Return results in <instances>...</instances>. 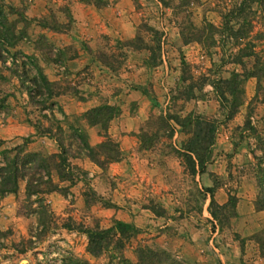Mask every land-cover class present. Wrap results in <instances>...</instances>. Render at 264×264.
<instances>
[{"label":"rangeland","instance_id":"obj_1","mask_svg":"<svg viewBox=\"0 0 264 264\" xmlns=\"http://www.w3.org/2000/svg\"><path fill=\"white\" fill-rule=\"evenodd\" d=\"M164 1L168 3L166 7L156 0H126L121 8L123 11L117 9L102 14L107 15L105 22L109 32L87 42L90 55L79 47L77 49L78 43L64 46L60 42L56 45L47 36L50 29L71 26V15L66 6L64 9L49 7L45 16H32L29 3L0 0V31H5L9 37L8 45L12 43L6 45L4 51L9 56L25 59L22 64L15 65L26 70V84L31 77H37L34 66L43 75L50 65H66L68 60L81 54L87 57L84 70L87 69L88 78L93 79V63L102 67L103 75L99 78V72H96L98 76L92 91L97 94L99 105L108 104L118 111L110 120L106 133L118 146L119 138L125 137L126 144L132 147L128 155L122 156L120 152V159L116 162L126 161L125 175L114 174L110 178L106 174L102 191L115 187L116 193L119 192L117 197L131 202L125 211L132 209L139 218L137 233L119 253L110 248L98 257H91L85 252V236L67 231L62 225L69 223L72 228L82 225L100 229L110 225L113 219L102 211L110 206L109 200L92 190V179L79 176L81 182L59 184L68 186L65 197L51 192L27 198L21 181L14 195H6L5 199L0 197V264H61L65 257L85 260L88 264H121V258L135 263L138 247H148L160 254L164 264H252L253 257L264 253V248H259L257 243L259 239L264 241V233L259 230L242 238L237 230L247 225L236 219V195L251 197L253 203L257 194L258 161L259 167L264 169V78L260 81L262 91L258 92L255 101L251 100L255 80L248 79L243 85V102L237 113L230 121L217 125L210 162L202 175L190 177L174 152L185 136L175 128L173 136L168 139L166 131L160 129L157 122V117L164 116L170 106L181 74V58L185 62L184 76L190 78L183 85L193 84L196 95L187 101L179 98L174 110L180 108V115L194 111L206 118L217 117L218 103L210 81L227 78L231 71H252L264 62V20L259 10L260 5L264 6V0ZM241 7L244 11L239 13ZM222 17L230 19L233 35L221 30ZM52 22H56V26ZM207 23L217 30L204 32L199 37L198 31L207 27L204 26ZM122 33L130 37L123 38ZM135 37L139 41L134 40L129 47L123 45L124 41ZM185 38H199L200 42L183 44ZM97 53H101L109 65L105 67L94 61ZM148 58H152L155 66L146 64ZM12 66L0 67V101L4 94L7 95L5 108L0 110L1 148L11 149L20 145L22 138L32 135V143L25 147L28 152L56 153L53 140L39 135L45 127L54 132L55 125L41 115L50 111L67 130L73 117L81 113L73 100L83 97L66 84L68 81H59L50 84L51 98L41 97L45 109L40 110L28 100L23 103L26 94L8 71L16 69L20 72L21 67ZM203 78L205 84L196 92ZM61 91L64 101H57L56 96ZM138 110L140 114L137 115ZM246 116H249L252 131L240 130ZM25 124L32 127L31 134L25 132ZM81 129L89 145L102 141L99 129L85 128L84 125ZM141 133L147 136L156 134L147 150L138 149V135ZM71 163L77 167V172L93 165L86 159L72 160ZM113 164H108L103 171L98 168L95 171L105 173L109 166L114 167ZM52 180L57 183L54 174ZM71 186L79 190L75 200L68 195ZM205 187L214 188L213 200L217 207L210 209L216 218L209 214ZM116 193L113 192L111 198ZM79 194L82 199L78 198ZM228 195L235 197L233 205L227 204ZM69 204L73 206L69 207ZM40 205H44L47 215L43 228L39 222L42 217ZM261 215L264 221V214ZM27 240L32 242L29 248ZM24 247L25 252L20 253V248Z\"/></svg>","mask_w":264,"mask_h":264},{"label":"trees","instance_id":"obj_2","mask_svg":"<svg viewBox=\"0 0 264 264\" xmlns=\"http://www.w3.org/2000/svg\"><path fill=\"white\" fill-rule=\"evenodd\" d=\"M79 2L85 4H91L95 8H101L107 5L105 0H78ZM160 5L166 7L168 3L164 0H156ZM186 3L188 0H184ZM186 6V5H185ZM259 10L261 17L264 20V6L260 5ZM243 8H239V13H241ZM221 22V30H223L227 35L231 33V21L227 17ZM0 19H2L0 11ZM49 24V23H48ZM52 25L55 23H51ZM58 26V24H57ZM202 30L198 31L199 37L203 36L204 32L211 33L215 29L208 23L205 24ZM247 26V25H246ZM50 29L53 32H62L67 30L61 28ZM233 35V33H231ZM209 38V35H207ZM183 38V37H182ZM139 41L138 37L133 38L129 41H124L123 45L130 46L135 41ZM200 39H183V44H187L191 41L200 42ZM9 37L6 36L5 31H0V67L5 68L3 63L5 57H3L2 52L5 53V47L12 45V43H7ZM82 47L86 53L90 54V48L83 44ZM91 55V54H90ZM95 55V54H94ZM94 61L102 64L106 67L108 64L102 57L101 53L95 55ZM152 58H148L146 64L149 66H155ZM238 62V61H237ZM23 62H20L22 64ZM109 65V64H108ZM181 74L178 79L173 96L170 99V106L166 110L164 116H158L157 122L159 123V128L166 131V137L171 139L175 128L179 130L185 139L179 143L178 149L174 150L175 154L182 160L186 172L192 178L197 175H202L205 173V168L210 162L211 158V147L214 142V136L216 132L217 125L219 123H225L230 121L237 110L241 107L243 102V85L244 83L253 78L255 80L254 95L252 96V101H255L258 96V92L262 91L260 87V81L264 78V62L260 64L258 68L255 67L252 71L243 70L241 73H235L231 71L227 78H217L214 81H210L213 86V93L218 103L217 117L216 118H206L203 115L196 113L194 111H189L184 115H180L181 109L174 108L177 106V100L183 98L184 101L192 100L195 98V93L193 90V84H188L184 86L185 80H190V78L184 76V66L185 62L180 59ZM256 66V65H255ZM12 67H21V71L18 72L16 69H9L12 75L17 79L20 87L24 90L27 100L29 103L39 106L40 110L45 109L43 99H49L52 96L50 84L45 77L40 73L37 66L35 67V72H37V77H31L26 84L25 81L28 79L26 77V70L23 66L13 65ZM11 67V68H12ZM0 68V70H1ZM0 78L2 74L0 73ZM4 78V77H3ZM206 79L203 78L196 92H199L205 84ZM209 84V85H210ZM198 86V85H197ZM6 94H4L0 101V110L5 108ZM39 97L40 99H35ZM39 100V101H38ZM178 108V107H177ZM117 109L114 106L108 104H101L92 107L84 112L73 117V123L69 126L67 130H64L60 126V121L54 117V115L49 111L47 115L42 114V118L46 121L50 120L54 128L52 132L51 128L45 127L39 133L41 136H45L56 145L57 152L52 154H39L37 152H28L25 147L26 145L32 143V135H28L21 139V144L16 145L11 149L1 148L3 142L0 140V197L6 195H14L17 192L19 182H24V194L27 198L31 196H38L43 194H48L51 192H56L62 197H65L67 193L68 186H61L59 184L67 182L68 185H72L75 181H79V176L82 178L86 177L84 170L79 169L77 172V167L71 163L72 160L86 159L94 166H96L101 171L110 164L116 163L120 159V151L118 143L112 140L106 133L108 124L111 119L117 115ZM75 123V124H74ZM77 124V125H76ZM172 124V125H169ZM86 128H97L102 132V141L89 145L86 141L85 132L81 129ZM35 131H38V127H34ZM69 130V131H68ZM241 131L253 130L249 125V116H246L243 122ZM156 138V134L153 133L147 136L145 133L138 135V149L147 150L151 146V140ZM73 150V153H69ZM260 162L256 165V189L257 194L255 195L254 201L252 203L254 211L264 212V169L259 167ZM80 173V175H79ZM52 174L55 175L57 183L53 182ZM213 187H205L204 193L208 194L209 202L208 207H217L214 205L213 200ZM235 197L228 195L227 204H234ZM86 204V201H84ZM38 204H41L39 201ZM41 206L42 217L40 219L41 228L46 224L47 215L44 211V205ZM152 210V209H151ZM154 213L155 211L152 210ZM209 214L216 218V214L209 210ZM62 228L67 231H76L85 236L86 246L85 252L91 257H98L102 252L108 249H113L116 253L124 247V245L137 233L136 227L132 223H126L119 220H111L110 225L107 228L100 229L97 227L86 228L82 225L72 228L69 223H63ZM264 233V228L261 229ZM255 237V235L253 236ZM259 248H264V241L257 240ZM32 242L30 240L26 241L27 248L30 247ZM26 248H20V253H24ZM135 263H130L126 259L121 258V264H164L165 261L163 257L156 253L155 251L149 249L148 247H138L136 249ZM259 256H264V253H259ZM61 264H88L85 260L73 259L71 257H65Z\"/></svg>","mask_w":264,"mask_h":264},{"label":"crops","instance_id":"obj_3","mask_svg":"<svg viewBox=\"0 0 264 264\" xmlns=\"http://www.w3.org/2000/svg\"><path fill=\"white\" fill-rule=\"evenodd\" d=\"M23 1L24 3L25 2L29 3V9L32 12V16H36V14L38 15L43 14L45 16V13L47 12V9L49 7L55 6L57 9H64L65 8L64 6H66L71 15V26H69L67 30H64L62 32L50 31V33L47 34V36L56 45H60V42H63L64 46L71 44L72 42L78 43L77 49L80 48L83 52H85L84 48L82 47L83 44L87 45V42L94 41L97 36H100L103 34L106 35L109 32L108 26L105 22L107 20V15H102V14H107L108 12L114 11L117 9H119V11H123L121 8L122 6L126 4V0H116V1L109 0L107 5L101 8H95L91 4H85V3L79 2L78 0H23ZM122 35H123V38L130 37V35L126 36L124 33H122L121 36ZM85 57L86 56L81 54L78 57L68 60L66 62V65H59V66L50 65L43 71V75L45 76L46 80L49 83L53 84L59 81H68V83L66 84L74 87V89L77 91V94L83 97V99L73 100L76 102L78 106V110L80 112H84L92 107L99 105V98L97 99V94L93 93V91L95 89L96 77L100 75L98 77L101 78L103 75L102 67H98L96 64L93 63L92 67L95 69L93 70L94 72V75L92 77L93 79L88 78V76L85 73L87 69L84 70V67L87 66V62H86L87 57L86 58ZM96 72H99V74L97 75ZM85 76L87 77L84 78ZM82 90H86V91L83 92ZM63 95L64 93H62L61 91L56 96L57 101H64V99H62L64 97ZM24 96H25V102L23 103H26L27 97L26 95ZM249 96H251V94ZM139 112L140 110H138L136 114L137 115L140 114ZM23 128L27 134H31L33 132L32 127L29 125L25 124ZM126 143L127 141L125 137L119 138V149H120L122 156L128 155L129 149H132V147L128 146V144ZM113 166L116 167L114 171H113L114 167L109 166V168L107 169L105 173L103 172L101 173V171H95L98 169L96 166H93V165H92V168L85 167L84 171L86 173V178L89 177L92 179L90 183L91 188L93 191L96 192V194L100 196H105V198L109 200L110 206L102 209L105 216L109 218L111 217L113 220H119V221L126 222V223H132L137 228L138 226L137 220L139 218L135 216L132 209L127 212L125 211L127 204L129 203L131 204V202L127 201L126 199L125 200L122 199V197H117L119 196V192L116 193L115 187L113 188L110 187L102 191L101 184L104 183V180H105L104 176L106 174L110 178L115 175L124 176L125 170L128 169V166L126 165L125 160L121 161L120 163H115L113 164ZM117 185H118V188H120L118 183ZM72 187L76 189L75 192ZM68 190H69L68 191L69 197L72 200H75V197H77V194L79 193L78 188L75 186H71ZM76 191H77V194H76ZM113 192H115L116 195L113 194V197L111 198ZM5 198L6 197H3L2 199H5ZM78 198H81V194H79ZM236 198H237V203H236L237 218L236 219L240 221L241 223L246 222V225H247V227H242L241 229L237 230V232L241 234L242 238L263 229L264 221L261 220L260 216H262L261 214H264V213L255 212L252 209L251 197L241 196L237 194ZM80 202L82 203V200ZM77 204H78V201H77ZM71 206L73 205L69 204V207ZM82 206H83V203H82ZM251 263L252 264H264V256L256 255L255 258L253 257V260H251Z\"/></svg>","mask_w":264,"mask_h":264},{"label":"built area","instance_id":"obj_4","mask_svg":"<svg viewBox=\"0 0 264 264\" xmlns=\"http://www.w3.org/2000/svg\"><path fill=\"white\" fill-rule=\"evenodd\" d=\"M5 56V61L3 63V66L5 67H9L11 65H15V64H20V62H23L25 59L24 58H18V57H14L12 55H7V53H2ZM62 71V70H61Z\"/></svg>","mask_w":264,"mask_h":264}]
</instances>
